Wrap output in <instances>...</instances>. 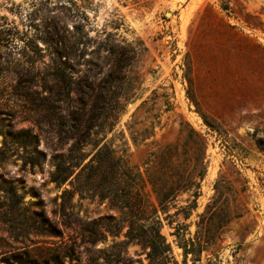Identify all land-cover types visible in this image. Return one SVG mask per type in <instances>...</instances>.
<instances>
[{"label": "rangeland", "instance_id": "obj_1", "mask_svg": "<svg viewBox=\"0 0 264 264\" xmlns=\"http://www.w3.org/2000/svg\"><path fill=\"white\" fill-rule=\"evenodd\" d=\"M104 161L140 206L106 191ZM141 219L161 258L125 237ZM28 260L264 264V0H0V264Z\"/></svg>", "mask_w": 264, "mask_h": 264}, {"label": "trees", "instance_id": "obj_2", "mask_svg": "<svg viewBox=\"0 0 264 264\" xmlns=\"http://www.w3.org/2000/svg\"><path fill=\"white\" fill-rule=\"evenodd\" d=\"M134 2L137 1H144V0H133ZM80 14L87 16L85 14L84 10L79 11ZM81 26V25H80ZM79 28V27H78ZM79 33L77 34L78 37L76 38V44H82L85 46L89 38L85 33L83 32V29L80 27ZM76 35V36H77ZM111 36L107 35L103 41H100L97 45V49H105L109 51V54L111 56L114 55L116 61L115 64L117 66V72L118 74H121L120 69L127 64V58L125 57V53L121 52L119 54H116L115 47L113 42L111 41ZM64 40H59V44L62 45ZM84 41V42H83ZM73 48V47H72ZM70 48L67 52L65 50H61L58 52L59 55V64H57V71L54 72L55 78L63 85V87L69 86V76L65 75L64 73V66L66 64V61L68 57L74 56L75 49ZM62 57H66L64 60H62ZM60 65H63L60 66ZM203 121L206 123L207 126L210 127V124L206 121V118L202 116ZM103 165H106V168H104V174L103 177H110V181L107 182L106 191L108 193H112L115 196V201L120 205L123 209H132L136 205L140 206V203H136L134 199L136 198V192H133L132 189L134 188L133 183L135 182L133 179H136L135 175L129 174L127 168L125 166L117 165L116 163H113V161H104L100 164V169ZM117 168L116 174L113 171V167ZM120 174V175H119ZM70 173H64V170L62 168L61 162H58L55 168V171L52 174L51 181L54 182L56 185L64 184L67 179L69 178ZM79 189V190H78ZM81 189V190H80ZM82 191V188L78 186L77 192ZM132 191V192H131ZM120 192V194H119ZM123 193V195H121ZM162 195V194H161ZM160 194H156L157 201L159 205H162V200L160 197ZM102 197H106V195H102ZM198 193H194V198H197ZM143 221L142 224H139L138 222H129L127 224V231L125 233V237L127 240H132L135 237L134 230L138 231L143 237L146 239L147 247L149 249L148 256L152 259H158L161 258L167 250V246L165 244V241L163 237L159 234L157 231V228L154 227L153 223H149L150 219H141ZM29 264H36L33 260H28ZM16 263V261H15ZM19 264H28L25 261L17 262Z\"/></svg>", "mask_w": 264, "mask_h": 264}]
</instances>
